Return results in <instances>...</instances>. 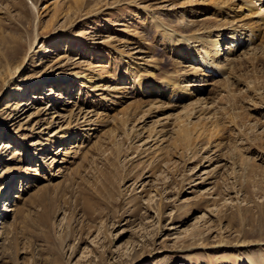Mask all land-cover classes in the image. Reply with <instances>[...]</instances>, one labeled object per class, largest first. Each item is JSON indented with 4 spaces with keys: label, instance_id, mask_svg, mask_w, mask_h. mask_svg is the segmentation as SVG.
I'll use <instances>...</instances> for the list:
<instances>
[{
    "label": "rangeland",
    "instance_id": "374dc122",
    "mask_svg": "<svg viewBox=\"0 0 264 264\" xmlns=\"http://www.w3.org/2000/svg\"><path fill=\"white\" fill-rule=\"evenodd\" d=\"M200 1L0 0V264H264V0ZM189 22L251 29L247 60L194 98L138 91L135 63L191 85L154 28ZM75 73L102 88L47 83Z\"/></svg>",
    "mask_w": 264,
    "mask_h": 264
},
{
    "label": "bare ground",
    "instance_id": "6f19581e",
    "mask_svg": "<svg viewBox=\"0 0 264 264\" xmlns=\"http://www.w3.org/2000/svg\"><path fill=\"white\" fill-rule=\"evenodd\" d=\"M231 1L232 0H201L200 3H205L206 7L209 6L208 8H213L216 11L221 10L224 13L225 7H226L225 4H227V2H231ZM246 2L248 3V1H246ZM189 3H192V1H190ZM247 3L243 5L244 10H245V12L252 14L251 12L254 8L251 7V5L247 4ZM61 12H60V9L57 10V8H55L53 15L51 16V20L57 19V17L61 14ZM189 13H192V12H189ZM253 14H255V13H253ZM260 20L262 21V19H260ZM189 23L186 24L187 28H192V29L196 28V29L194 31H188V34H185V35L175 34L173 36H170L168 34L169 31L167 32V29H160V26L159 27L155 26L154 28L156 30L155 32L160 36V38H162V41L160 43V48L164 52H166L167 54H173L174 56H176L178 53H186V56L184 55L185 57L184 56L182 57V55H181V56H179V58H182V60H187V61H191V62L196 63L197 67H194L193 70L187 72L188 75H190V76H192V78H194L193 81L191 80L192 81L191 85H188L187 83H185L187 85L182 84L183 82H181V79L179 82L177 80L178 79L177 77H179V76L176 73L172 74V75L171 74H164L162 76V78L161 77L154 78V71H158L156 69V67L148 66V63L146 64L145 62L143 64H140V63H135V61H134L133 63H135V68L134 67H133V69L131 68L133 72L131 71L129 73V75L126 76V79L133 82V84L136 85V89L141 88V89H138V91H140V90L143 91L145 89L151 93L154 90H159V92H160L159 94L167 100L173 99V98H177V99L194 98L198 94H200L204 90H206V88L208 87L207 85H211L210 83L216 84L220 78H222L226 74H229L228 72H230V70L233 67L240 64L242 60H247V59H245L247 54H244V52H241V50L244 48L246 49V47L247 48L249 47V45L247 44L248 40H245L246 43H244L241 40V36H247L246 33H251V29L247 30L243 24H235L234 26L228 25V26H224L222 28L221 32L219 31V33H217V35L214 36L215 38L206 40L204 35H202V33L205 34V32H204L205 28H204L203 24L202 23L201 24H198V23L197 24H194V23L189 24ZM262 24L264 25V22H262ZM223 31H225V32H223ZM227 31H229V32H227ZM252 36L250 35V37H252ZM192 52L197 55L196 58H195V55H192L193 54ZM176 57H178V56H176ZM247 57H248V55H247ZM130 58H132V57H130ZM191 62H190V64H191ZM150 64H152V63H149V65ZM145 67L150 68L151 71H147V69ZM181 67H182V65H181ZM179 68H180V66H179ZM187 69L189 70L191 68L189 67ZM140 71H143L144 73H141L143 75H142V77L140 76V80L137 81V83H136L135 81L138 78L132 80V77H134L132 75L137 74V73H138V75H140L139 74ZM179 72H181V71H179ZM180 77H181V75H180ZM214 79H215V81H214ZM73 80L81 81L82 86L87 85L89 87H92V90L95 89L97 91L98 89L100 90V88H102L101 86H100V88H98L99 86H97V84L103 82L102 81L103 79L100 77V75L99 76L85 75L83 77L82 75H80V73H75L72 76H58L55 78H51V80H47L48 81L47 83H49V84L51 83L52 85H55V84L65 85V84H68L69 82L71 83ZM126 82H128V81H126ZM198 83H200V84H198ZM118 89L121 90V88H118ZM88 90H90V89H88ZM95 90H93V91H95ZM115 91H117V90H115ZM113 93H114V91H113ZM48 95L51 96L52 93L50 92V94H48ZM107 96H108V94H107ZM109 96H110V94H109ZM58 97H59V95H58ZM110 97H112V96H110ZM118 97L119 96H117V98ZM165 107H167V106H165ZM79 113L80 112H78V116H79ZM82 119H85L83 121V123L88 124L86 114L84 115V117ZM78 121L79 120H77V122ZM77 124H80V123H77ZM76 126H79V125H76ZM67 132L59 129V131L57 132L58 138L63 139V140H68L70 138L72 140L73 137H75V135L77 133H78V135H79V133H81L79 131L76 132L75 134H73V132H70V133H67ZM18 198L19 197H17V196L12 197V199H16V200ZM13 207H15V205H13ZM8 209H5L2 206V209L0 210V214H1L0 219L6 216L5 213H7V211H8V213L15 212V208H8Z\"/></svg>",
    "mask_w": 264,
    "mask_h": 264
}]
</instances>
